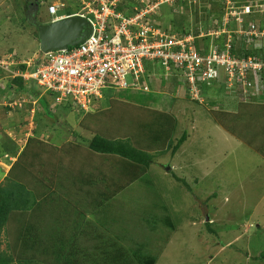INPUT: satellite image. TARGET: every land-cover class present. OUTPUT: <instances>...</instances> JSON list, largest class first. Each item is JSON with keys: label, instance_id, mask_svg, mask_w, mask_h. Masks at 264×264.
<instances>
[{"label": "rangeland", "instance_id": "374dc122", "mask_svg": "<svg viewBox=\"0 0 264 264\" xmlns=\"http://www.w3.org/2000/svg\"><path fill=\"white\" fill-rule=\"evenodd\" d=\"M113 1L117 2L116 8L121 4L132 10L152 7L148 17L151 24L168 34L187 31L197 35L198 43L207 44L209 51L218 48L211 44L212 34L222 30L234 33L236 40L245 38L246 44L254 49L264 47V0ZM51 6L58 8L57 16L83 9L75 0H0V59L23 69V64L43 58L28 17L35 14L39 24L47 23L52 18L47 14ZM202 35L210 37L201 40ZM148 72L152 75L149 82L138 91L103 89L101 99L90 112L118 111L115 108L118 103L125 105L119 112L127 110L130 114L135 112L132 107L169 112L177 122L172 141L180 137L185 126L189 138L173 158L169 151L155 159L153 156L154 164L148 169L146 179L123 186L120 192L110 186L108 194H115L91 211L90 221L127 250L143 246L144 252L156 259L155 264H264L261 259L264 254L263 158L217 124L232 120L222 113L239 108V102H249L246 88L227 82L222 74L204 84L199 101L205 103L197 105L195 95L194 101L184 99L183 82L175 73L172 76L179 80V86L176 82L171 84L170 75L165 76L168 81L155 79L163 74L157 64H149ZM3 77L0 78V187L27 138L38 136L54 147L68 146L84 117L77 108L56 105L52 96L33 85L27 87L30 93H20ZM257 88L262 91H254V97L261 96L264 101V87ZM41 98L45 99L42 100L45 106L47 103V113L39 103ZM112 100L117 101L115 106ZM210 113L217 114L218 121L211 119ZM135 114L137 118L141 116L139 112ZM255 115H252L254 121ZM116 117L118 114L113 113L111 119ZM129 123V119L120 116V122L116 121L114 126L123 134L133 126ZM257 127H251L250 132ZM54 153L46 160L53 161ZM73 157L61 155L56 161L65 160L63 164L68 168L69 158ZM78 159L75 157L72 162L77 163ZM98 160L99 157L91 156L87 161L91 165ZM102 173L106 180L112 175L105 174V170ZM119 181L123 183L120 178ZM64 185L68 191L72 189L70 179H64ZM1 241L0 252H8L3 232Z\"/></svg>", "mask_w": 264, "mask_h": 264}, {"label": "trees", "instance_id": "16d2710c", "mask_svg": "<svg viewBox=\"0 0 264 264\" xmlns=\"http://www.w3.org/2000/svg\"><path fill=\"white\" fill-rule=\"evenodd\" d=\"M123 7L122 4L117 6L116 11L125 16L134 12V9ZM69 15L72 14L66 16ZM44 23L46 22L42 24ZM169 33L179 38L190 35L187 31ZM217 33V37L212 35L211 44L218 47L216 50L219 54L226 50L229 43L231 55L236 59L253 57L264 61V47L254 49L249 43L246 44L245 38L236 40L234 33L227 34L224 30ZM206 37L210 36L200 39ZM197 40L194 42L195 49L206 56L208 45L198 43ZM2 76L0 73V78ZM169 77H172L169 80L171 84L176 82L178 85L177 78ZM255 77L258 78L260 87H264V68L256 76L248 74L247 81L251 87L247 89L246 98L249 102H239L238 114L233 120L220 123L216 118L217 114L210 113V116L227 133L264 159V104L254 106L262 98L254 97ZM155 79L168 81L164 73L156 75ZM10 81L20 93H30V88L27 87L33 85L20 78ZM204 84L197 83L199 97L204 94ZM182 85L184 99L193 100L188 83ZM129 88L135 91L139 89L134 86ZM251 93L254 95L251 96ZM33 96L36 97L37 94ZM42 100L45 102L41 98L39 103L47 113V103L45 106ZM204 103L196 99L197 105ZM116 104L117 101L113 106ZM62 106L72 108L67 102L62 103ZM124 106L123 103H118L115 107L118 111L83 112L84 117L79 121L75 138L68 146L54 147L38 136L27 138L22 151L10 167L4 185L0 187V247L3 232L8 250L0 252V264H15L14 261L18 264H155L156 259L144 252L143 246L130 247L128 251L122 244L108 238L101 228L90 221L91 211L103 206L115 194H108L110 186L120 192L123 186L146 179L148 169L154 164L153 156L155 159L157 155L161 156L169 151L173 158L186 143L189 133L185 126L180 137L173 142L177 122L172 113L132 107L134 113L130 114L125 110L128 114H119L124 113L119 112ZM136 112L141 116L137 118ZM113 113L118 114L117 120L111 119ZM253 113H256L255 121L252 119ZM119 115L122 119L125 116L130 120L129 126H133L127 129L132 132L131 135L127 130L120 134L114 126L117 125L116 121L120 122ZM221 115L228 120L229 114ZM255 125L258 127L250 132L249 129ZM83 133L90 134V137H85ZM53 151V161H50V153ZM61 155L74 156L69 158L71 165L68 168L63 164L65 160L56 161L57 156ZM47 156L49 158L46 160ZM91 156L100 159L92 161V167L87 161ZM75 157H79L77 163L72 162ZM104 170L105 174H112L108 181L102 173ZM173 177L177 179L174 175ZM64 179H70V191L64 185ZM261 259H264V254Z\"/></svg>", "mask_w": 264, "mask_h": 264}, {"label": "built area", "instance_id": "2783aa9c", "mask_svg": "<svg viewBox=\"0 0 264 264\" xmlns=\"http://www.w3.org/2000/svg\"><path fill=\"white\" fill-rule=\"evenodd\" d=\"M75 1L83 5L81 12L57 16L58 8L51 6L47 14L52 17L51 22L70 16L85 18L92 28L85 42L27 62L23 70L0 59L3 78H20L52 96L56 105L67 102L87 112L101 99L105 88L125 90L134 86L140 89L152 76L148 72L149 64L159 65L164 76L175 73L179 80L188 83L189 94L192 98L195 95V100L199 99L197 83L213 82L225 74L227 82L247 90L251 87L248 74L256 76L264 68V61L257 58L238 60L233 57L229 43L223 53L211 50L206 56L201 55L194 47L198 36L179 38L165 33L148 21L149 13L153 12L148 5L125 16L116 11L117 2L113 0ZM212 35L217 37L219 33Z\"/></svg>", "mask_w": 264, "mask_h": 264}, {"label": "water", "instance_id": "95a60500", "mask_svg": "<svg viewBox=\"0 0 264 264\" xmlns=\"http://www.w3.org/2000/svg\"><path fill=\"white\" fill-rule=\"evenodd\" d=\"M28 20L36 30L39 52L43 55L77 47L85 42L92 31L90 23L80 16L39 24L35 14H31Z\"/></svg>", "mask_w": 264, "mask_h": 264}, {"label": "crops", "instance_id": "0c3cea01", "mask_svg": "<svg viewBox=\"0 0 264 264\" xmlns=\"http://www.w3.org/2000/svg\"><path fill=\"white\" fill-rule=\"evenodd\" d=\"M257 81H258V80L255 79V83H257ZM257 91H260V92H261L262 89H259V90H257ZM257 91H256V92H257ZM261 99H262V98H261ZM261 99H259V100H258L259 102H257V104H254V106L263 105L264 103H262L263 100L260 101ZM237 111H238V107H237L235 110H233V111H225V112H227V113L229 114V116H230V119L233 120V118H235V117L237 116V114H238ZM227 113H226V114H227ZM222 130H223L226 134H228L229 136H232V135H230L229 133H227L224 129H222ZM43 135H44V134H43ZM232 137H233V136H232ZM233 138H234V137H233ZM239 143H240V142H239ZM241 144H242V143H241ZM24 145H25V144H24ZM24 145H23V147H24ZM248 149H249V148H248ZM249 150H250V149H249ZM253 153H254V152H253ZM254 154H256V153H254ZM257 156H259V155L257 154ZM261 158H262V157H261ZM12 160H14V159L12 158ZM263 160H264V159H263ZM263 160H262V163L264 162Z\"/></svg>", "mask_w": 264, "mask_h": 264}, {"label": "clouds", "instance_id": "9594fccd", "mask_svg": "<svg viewBox=\"0 0 264 264\" xmlns=\"http://www.w3.org/2000/svg\"><path fill=\"white\" fill-rule=\"evenodd\" d=\"M255 79L258 80L257 77H255ZM258 86L260 87V85H259V81H257V83H255V89H254V91H257V90H258V88H257Z\"/></svg>", "mask_w": 264, "mask_h": 264}]
</instances>
